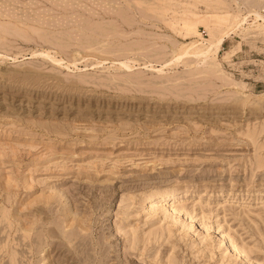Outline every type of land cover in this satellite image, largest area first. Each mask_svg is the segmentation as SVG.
Segmentation results:
<instances>
[{
  "label": "rangeland",
  "instance_id": "obj_1",
  "mask_svg": "<svg viewBox=\"0 0 264 264\" xmlns=\"http://www.w3.org/2000/svg\"><path fill=\"white\" fill-rule=\"evenodd\" d=\"M0 264H264V0H0Z\"/></svg>",
  "mask_w": 264,
  "mask_h": 264
},
{
  "label": "bare ground",
  "instance_id": "obj_2",
  "mask_svg": "<svg viewBox=\"0 0 264 264\" xmlns=\"http://www.w3.org/2000/svg\"><path fill=\"white\" fill-rule=\"evenodd\" d=\"M223 42V37H220L218 40H217V45H220L221 43ZM123 66H125V64L123 63L122 64ZM177 192H173V193H169V194H165L164 192H157V193H154L152 195H150L148 197V201L146 202V205H145V208L147 209H150L152 210L151 208L153 207V202L155 200H159V199H162V201H165V204L168 205V207L170 208V210L173 212V213H179L181 212L180 208L178 206H172V202L174 200L177 199ZM155 205V204H154ZM163 206V204H162ZM165 206V205H164ZM179 209H177V208ZM66 228V227H65ZM230 242V241H229Z\"/></svg>",
  "mask_w": 264,
  "mask_h": 264
}]
</instances>
